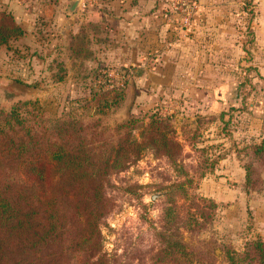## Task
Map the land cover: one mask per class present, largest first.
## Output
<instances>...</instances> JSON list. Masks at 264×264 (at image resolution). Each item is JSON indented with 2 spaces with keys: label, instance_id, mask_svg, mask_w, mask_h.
Wrapping results in <instances>:
<instances>
[{
  "label": "rangeland",
  "instance_id": "obj_1",
  "mask_svg": "<svg viewBox=\"0 0 264 264\" xmlns=\"http://www.w3.org/2000/svg\"><path fill=\"white\" fill-rule=\"evenodd\" d=\"M66 7L0 0V21L11 16L24 31L0 45V110L32 101L22 109L80 119L96 126L100 143L134 137L143 145L104 182L105 264H150L166 211L173 239L194 249L197 264H256L253 242L264 244V0H160L155 38L125 40L103 34L97 14ZM134 40L139 50L185 43L184 63L123 64L127 51L118 48ZM193 49L195 60L187 58ZM194 71L204 76L186 75ZM156 115L161 134L150 135L144 128ZM192 206L211 217L188 231Z\"/></svg>",
  "mask_w": 264,
  "mask_h": 264
},
{
  "label": "trees",
  "instance_id": "obj_2",
  "mask_svg": "<svg viewBox=\"0 0 264 264\" xmlns=\"http://www.w3.org/2000/svg\"><path fill=\"white\" fill-rule=\"evenodd\" d=\"M3 19L0 45L24 32L11 16ZM31 104L0 110V264H105L104 182L132 162L143 145L134 137L100 143L92 137L96 126L67 114L44 117L22 109ZM162 118L156 115L145 131L161 134L157 123ZM210 217L209 210L192 206L185 211L184 227L194 231ZM174 219L170 211L162 215L150 264H197L194 249L173 239L169 222ZM253 243L256 264H264V244Z\"/></svg>",
  "mask_w": 264,
  "mask_h": 264
},
{
  "label": "crops",
  "instance_id": "obj_3",
  "mask_svg": "<svg viewBox=\"0 0 264 264\" xmlns=\"http://www.w3.org/2000/svg\"><path fill=\"white\" fill-rule=\"evenodd\" d=\"M52 3L66 5L68 14L76 12H69V3L72 0H50ZM160 0H113L104 6L102 9L90 11L92 14H97L99 20V28L103 34H109L114 36L117 40H125L124 38L131 34L138 35H150V38L156 36L159 31L156 29V21L158 20V12L154 10L155 6L158 7ZM162 3V2H161ZM56 17L60 18L61 13L59 7L55 6ZM131 41V40H130ZM127 48L119 47V54L121 55L125 51V60L121 61L123 64H129L131 66H140L143 64L156 66L158 64L173 65L174 62L177 64L184 63L186 57L185 54V43H178L176 48L166 47L162 50H158L154 45L146 46L145 48L138 49V45L134 42L131 43ZM173 57L172 53L174 54ZM195 51V49H193ZM156 53V54H155ZM193 58L194 60L199 57L198 52H192V55L187 54V58ZM147 58V59H145ZM182 62V63H181ZM201 68L202 63L198 64ZM206 65V64H205ZM198 68V69H199ZM183 74V73H182ZM192 74L195 79L196 77L204 76L203 72H191L186 75ZM185 75V73H184Z\"/></svg>",
  "mask_w": 264,
  "mask_h": 264
},
{
  "label": "built area",
  "instance_id": "obj_4",
  "mask_svg": "<svg viewBox=\"0 0 264 264\" xmlns=\"http://www.w3.org/2000/svg\"><path fill=\"white\" fill-rule=\"evenodd\" d=\"M113 0H78L77 10L81 13L102 9L104 6Z\"/></svg>",
  "mask_w": 264,
  "mask_h": 264
},
{
  "label": "water",
  "instance_id": "obj_5",
  "mask_svg": "<svg viewBox=\"0 0 264 264\" xmlns=\"http://www.w3.org/2000/svg\"><path fill=\"white\" fill-rule=\"evenodd\" d=\"M77 3H78V0L70 1L69 8H68L69 12H73L76 9Z\"/></svg>",
  "mask_w": 264,
  "mask_h": 264
}]
</instances>
